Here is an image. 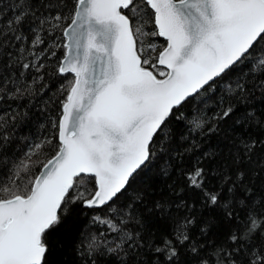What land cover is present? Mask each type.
<instances>
[{
    "label": "snow or ice",
    "instance_id": "6c2138e0",
    "mask_svg": "<svg viewBox=\"0 0 264 264\" xmlns=\"http://www.w3.org/2000/svg\"><path fill=\"white\" fill-rule=\"evenodd\" d=\"M21 8L6 22L7 30L0 29V35L7 36L30 14L27 0ZM146 15L154 17L156 31L142 32ZM62 19L59 14L45 17L41 25L59 27ZM64 35L69 43L58 72L71 73L73 80L62 102V115L53 124L60 147L43 165L46 171L30 181V187L13 191L0 185V264H47V234L61 224L70 205L80 203L93 209L115 203L134 174L151 163L156 155L153 145L160 143L161 151L165 150L161 142L170 118L255 55L257 45L264 41V0H77ZM140 35L166 40L154 62L141 58L143 49L137 48ZM41 43L37 34L32 45ZM150 47L156 50L154 45ZM257 64L264 71V58ZM158 66L165 70L154 74ZM22 67L39 71L43 65L24 63ZM236 88L243 91L244 86L237 83ZM21 92L17 87L15 94ZM232 111L231 106L226 107L219 118H227ZM192 126L199 129L203 124L195 121ZM21 167L27 170L28 166L21 161L17 168ZM187 180L190 187L204 191L209 205L219 206L226 217H233L231 204L221 199V192L204 188L203 168L194 169ZM90 183L93 187L88 191ZM228 191L232 193L234 188L230 186ZM156 207L162 206L157 203ZM94 219L117 233L119 241L112 246L103 233L88 237L81 248L90 264H96L97 256L105 253L128 257L142 247L137 243L139 233L134 236L110 219ZM191 223L177 224L175 242L165 236L155 246L168 264H176V243L190 240L184 229ZM258 231H264V214L251 209L243 227L228 236L232 249L218 246L200 264H238L236 254ZM191 250L197 251L195 246ZM248 264H264V249H249Z\"/></svg>",
    "mask_w": 264,
    "mask_h": 264
},
{
    "label": "trees",
    "instance_id": "16d2710c",
    "mask_svg": "<svg viewBox=\"0 0 264 264\" xmlns=\"http://www.w3.org/2000/svg\"><path fill=\"white\" fill-rule=\"evenodd\" d=\"M24 3L25 0H0V29L7 30L6 22L23 10ZM76 3L77 0H27L30 14L7 36L0 35V185L13 191L30 187V181L59 150L53 124L62 115V102L73 76L61 75L58 67L66 50L64 30ZM146 11L151 13L150 9ZM57 14L65 18L59 27L41 25L42 19ZM141 23L142 32L156 31L151 15ZM37 34L43 43L33 47ZM17 35L20 40L15 39ZM150 45L156 50L152 51ZM165 45L159 36L140 35L137 39V48L143 49L141 58L153 62ZM260 58H264V41L257 45L255 55L237 64L212 89L176 112L161 142L165 150L161 151L160 143L153 145L156 155L151 163L134 175L115 203L97 209L80 203L70 205L71 211L62 216L61 224L47 234V264H90L82 256L81 245L93 235L103 233L115 246L118 234L109 232L108 226L95 217L110 219L134 236L139 233L137 243H142L128 257L119 252L99 255L96 264H168L165 255L154 248L165 236L175 242L173 231L186 220L192 221L184 229L190 240L176 243V264H200L201 258L218 246L230 251L233 245L228 236L243 227L250 210L264 214V71L257 64ZM24 63L43 67L39 71L35 67L24 69ZM156 70L164 69L157 67L154 74ZM237 83L244 86L243 91L236 88ZM17 87L22 89L19 94H15ZM228 106L232 113L220 119ZM195 121L203 127L194 128ZM21 161L27 164V170L17 168ZM198 167L205 170L204 188L220 191L221 199L229 201L232 218L226 217L219 206L209 205L204 191L189 186L187 175ZM230 186L234 188L232 193L228 191ZM92 187L88 184V191ZM157 203L162 207L157 208ZM193 246L196 252L191 250ZM249 249H264V231H258L236 254L238 264H248Z\"/></svg>",
    "mask_w": 264,
    "mask_h": 264
},
{
    "label": "water",
    "instance_id": "95a60500",
    "mask_svg": "<svg viewBox=\"0 0 264 264\" xmlns=\"http://www.w3.org/2000/svg\"><path fill=\"white\" fill-rule=\"evenodd\" d=\"M151 10V9H150ZM70 24H71V22H70ZM69 24V25H70ZM68 25V26H69ZM68 26L66 27V28H68ZM154 26H155V24H154ZM65 28V29H66ZM155 29H156V27H155ZM157 30V29H156ZM64 32H65V30H64ZM64 37H65V45H67L68 43H69V41H68V38L64 35ZM160 37V36H159ZM161 39H163L164 41H165V43L167 44V42H166V40L163 38V37H160ZM166 46V45H165ZM67 55V49L65 50V55H64V57H63V59H62V61L64 60V58H65V56ZM61 61V62H62ZM159 68H162V69H164V66H158ZM165 70V69H164ZM67 74H69V75H71V76H73L71 73H67ZM62 75V74H61ZM63 75H65V74H63ZM59 141V140H58ZM57 154V153H56ZM53 158V157H52ZM51 158V159H52ZM50 159V160H51ZM42 171H46V169H44L43 167L41 168V170H40V172H39V174L37 175V176H39L40 174H41V172ZM135 175V174H134ZM104 207V206H103ZM101 208V207H100ZM93 209H97V208H93Z\"/></svg>",
    "mask_w": 264,
    "mask_h": 264
},
{
    "label": "rangeland",
    "instance_id": "374dc122",
    "mask_svg": "<svg viewBox=\"0 0 264 264\" xmlns=\"http://www.w3.org/2000/svg\"><path fill=\"white\" fill-rule=\"evenodd\" d=\"M161 69H162V68H161ZM155 72L158 73L159 71L156 70Z\"/></svg>",
    "mask_w": 264,
    "mask_h": 264
}]
</instances>
